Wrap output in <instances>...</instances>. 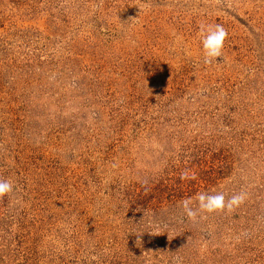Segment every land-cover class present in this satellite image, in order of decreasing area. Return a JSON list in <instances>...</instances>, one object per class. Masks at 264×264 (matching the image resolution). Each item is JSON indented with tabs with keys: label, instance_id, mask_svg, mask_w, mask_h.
I'll use <instances>...</instances> for the list:
<instances>
[{
	"label": "rangeland",
	"instance_id": "1",
	"mask_svg": "<svg viewBox=\"0 0 264 264\" xmlns=\"http://www.w3.org/2000/svg\"><path fill=\"white\" fill-rule=\"evenodd\" d=\"M0 178V264H264V0H0Z\"/></svg>",
	"mask_w": 264,
	"mask_h": 264
},
{
	"label": "clouds",
	"instance_id": "2",
	"mask_svg": "<svg viewBox=\"0 0 264 264\" xmlns=\"http://www.w3.org/2000/svg\"><path fill=\"white\" fill-rule=\"evenodd\" d=\"M199 31L202 37V46L204 52L205 64H210L216 58L222 55V49L224 42L228 37L226 29L222 25H206L201 23L199 25ZM188 178L185 174H181V179ZM191 178H195L193 175ZM14 184L7 179L0 178V198L13 192ZM243 200L242 195L232 196L227 202L225 201L224 194L206 195L200 194L198 196L199 209L206 212L222 211L227 208L229 211L234 206H238ZM190 201H186L183 204L186 215L190 219H194L197 212L191 209L188 204Z\"/></svg>",
	"mask_w": 264,
	"mask_h": 264
}]
</instances>
